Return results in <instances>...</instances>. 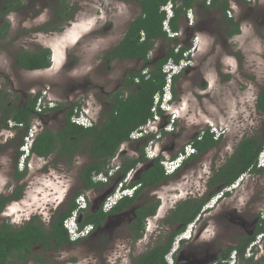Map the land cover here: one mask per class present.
<instances>
[{
	"label": "rangeland",
	"instance_id": "1",
	"mask_svg": "<svg viewBox=\"0 0 264 264\" xmlns=\"http://www.w3.org/2000/svg\"><path fill=\"white\" fill-rule=\"evenodd\" d=\"M21 1L20 8L5 15L10 28L6 38L0 41V90L9 92L12 102H24L30 94L49 86L59 103L85 102L84 107L89 109V114L94 118L98 114L100 122L102 117L98 111L108 108L107 94L117 86L120 88L123 74L143 67L141 60L107 62L102 59L104 53L121 40L129 22L139 13L138 1L70 0L78 11L62 32L35 31L48 21V5L52 0ZM227 1L228 16L241 21L239 34L229 36L231 26L226 25L218 8L205 10L195 6L192 8L195 19L191 26L186 24L185 16L180 19L182 29L175 40L187 46L197 35L199 49L191 56L193 65L189 72L185 76L182 71L175 83L176 96L173 98V109L180 116L175 130L182 133L186 141L188 136L207 126L225 130L227 134L219 145L224 158L231 154L241 138L259 135L264 128V114L258 112L255 105L259 88L264 83V0ZM171 44L172 41H157L155 49H152L153 56L163 57ZM40 46L51 48V66L38 70L19 68L14 61L16 51L37 50ZM236 53L241 54V62L234 55ZM42 119V130L56 133L64 121L63 112H45ZM19 131L22 130L4 142L0 137V194H9L14 185H23L21 198L9 202L0 212V222L7 219L10 223L20 224L34 215L45 222L53 207L58 202L66 203L79 187V168L87 160V154L82 148L78 156L67 164L53 155L42 158L32 154L22 169L26 170L24 176L17 180L15 168L21 170L17 164ZM126 149L131 151L132 148L128 146ZM164 156L170 155L165 152ZM204 172L202 166L193 173L195 192L201 193L205 188L204 181L200 179ZM256 176L264 182V172H247L242 181ZM242 181L240 190L232 195L235 202L241 204L248 200L247 189L241 187ZM144 235L135 242L130 238L128 241L117 238L116 242H122L126 249L138 253L147 250L154 241L155 235ZM77 249L67 246L57 250L51 254L47 264H71L68 258ZM261 252L264 255V251ZM250 261L247 263L264 264V256Z\"/></svg>",
	"mask_w": 264,
	"mask_h": 264
},
{
	"label": "flooded vegetation",
	"instance_id": "2",
	"mask_svg": "<svg viewBox=\"0 0 264 264\" xmlns=\"http://www.w3.org/2000/svg\"><path fill=\"white\" fill-rule=\"evenodd\" d=\"M205 3L207 4L206 1ZM201 8L205 9L202 6ZM193 17L195 19V15ZM153 50L149 54L152 64L156 62L157 58H160L153 56ZM135 60L140 61V59ZM192 65H188L182 70L185 76ZM132 70L123 74L120 80L121 85L119 84L120 87H122L127 74ZM183 73L174 81V85ZM137 81L138 79H136ZM202 84H204L203 81ZM117 89L118 86L107 95L116 92ZM9 101L12 102L11 100ZM84 104L85 102H82L80 106H85ZM100 112L98 111L99 117ZM179 118L180 116L175 120L174 126ZM99 120L98 114H96L93 125L99 124ZM167 121V118L164 119L156 132H151L136 140L128 139L123 142L115 157L110 160L111 163L100 172L107 174L112 169L111 175L107 176L104 181L100 180L98 173L92 175V181L95 185L89 188H85L86 183L80 176L82 167L91 158L89 153L85 151L87 160L79 168L78 177L80 183L75 191L76 193L78 190H83L85 207L78 211L76 219L78 222H82L87 218H91L92 221L90 223L82 226L90 225L91 229L87 235L63 247H56L54 244L52 249L42 248V245L40 247L36 246L28 256L31 257L33 253L38 251L44 260L39 263L34 261V259H30L28 264H47L53 252L67 246L78 248L75 254L68 258L71 264L76 262H79V264H137L138 259H143L144 254L154 249L157 245H168L169 243L171 247L173 246V250L170 255L171 261L170 263L166 262V264L223 263L233 251L237 259L236 264H250L240 254V247L264 225V201L261 204V201L264 200V182H261L260 180L262 179L258 176L253 177L254 179L250 178L251 181L241 180L242 189H247L248 191V200L242 204L235 202L232 196L233 194L235 196L240 190L241 182L236 188L219 194L225 188V181L220 176V170L223 168L227 158L234 153L237 145L231 154L224 158L220 154L221 147L219 145L227 134L225 130H219L215 134L209 128L210 135L208 136L205 134V129H203L200 131L201 133L195 132L188 136L186 141L184 135L175 130L174 127L171 130L162 128ZM263 130L258 135L260 138ZM210 136L212 138L211 145L206 149L199 150L196 146L198 141L208 139ZM188 144L193 146L194 152L188 155L185 154L181 164L173 172L167 173L163 167L162 160L174 158L179 153H184V148ZM128 146L132 148L131 151H127L126 147ZM149 147L153 149L151 157H147L145 154V149ZM58 151H53L42 158H49L53 155L66 164L71 162L67 161L66 156L59 155ZM79 152L77 151L73 157L76 158ZM165 152H168L170 156H164ZM126 157L139 159L128 169V171L130 170L129 175H126L128 171L125 173L121 169L123 160ZM160 165L164 170L163 176L159 173ZM202 166L205 172L200 179L204 181L205 188L199 193L193 189V173ZM252 172L260 174L251 170L248 171L249 174H252ZM249 184H251V187H249ZM21 185H14L9 194L14 193L15 189ZM127 189H131L130 195L126 194ZM91 190L92 192L88 193ZM115 190L121 194L122 198L119 197L115 201H111L108 198L112 196ZM197 194L198 197L196 196ZM73 195L68 198L66 203L58 202L45 222L41 220L46 229L50 228L52 220L57 219L61 212L68 209ZM213 198L215 199L213 200ZM202 200L204 202L198 212L195 213L197 208H191L194 206H192V201L200 202ZM30 218L24 219V222ZM12 223L15 226L22 224ZM140 226L143 234L137 238L135 237V232ZM186 229H188V234L187 237H184L183 233ZM147 233L151 236L155 235V237L152 245L145 251L135 253L134 250L126 249L122 242H116L117 238H126L127 241L130 238L135 242ZM229 250L230 252L226 256ZM261 256H264L262 252H258V257Z\"/></svg>",
	"mask_w": 264,
	"mask_h": 264
},
{
	"label": "trees",
	"instance_id": "3",
	"mask_svg": "<svg viewBox=\"0 0 264 264\" xmlns=\"http://www.w3.org/2000/svg\"><path fill=\"white\" fill-rule=\"evenodd\" d=\"M124 1V0H121ZM140 11L129 22L128 27L121 40L114 45L110 51L104 53L102 59L111 62L115 59H140L144 65L139 70H132L125 77V81L116 92L110 93L108 97V108L101 110V121L89 127H83L70 121L73 108L80 102L57 103L51 111L63 112V123L56 133L52 130H42L36 136L31 153L38 157H45L53 151L59 150V155L67 157V161L73 160L77 151L85 150L90 155V161L82 167L80 172L81 179L86 183L85 188L95 185L92 181V175L103 171L109 161L116 155L121 144L129 139L130 133L145 124L148 119L152 118V107L154 95L163 92V86L166 82V72L163 66L168 60L178 63L183 58V53L188 50L189 45L183 46L176 37L168 35L163 29L165 12L161 9L168 0H137ZM173 0V16L169 19L168 25L172 32H179L181 28L180 19L188 9L195 6L200 9L218 8L227 26H231L228 31L229 36L239 34L240 20H234L228 16L229 4L227 0ZM22 6L21 0H0V41L8 35L10 23L5 18L7 13L14 11ZM50 8V17L48 21L42 23L35 31L42 32H62L70 21H72L78 11L77 6L70 0H52L48 5ZM143 33V35H142ZM159 40L172 41L173 44L167 47L164 56L157 58L152 64L149 57L150 51L154 48ZM179 46V47H178ZM51 48L40 46L37 50L19 49L14 54V61L19 68L26 70H37L51 66ZM241 62V54H234ZM145 70L146 73H143ZM182 71L172 77V93L176 96L174 81L179 77ZM136 79L138 81L136 82ZM127 92V94H126ZM10 94L6 90H0V128L7 127L8 120L23 122L29 125L31 118L34 116V107L36 95L30 94L24 102H10ZM256 110L264 114V83L260 86L256 97ZM162 114V110L158 108ZM205 134L210 135L208 126L204 128ZM19 137L23 131H19ZM201 133V132H199ZM197 140V138H195ZM211 136L203 141H198L196 145L199 150L206 149L211 145ZM21 142L19 138L17 147ZM264 146V130L261 138L258 135L244 136L237 144L234 153L227 158L223 168L220 170V176L225 181L224 187L233 183L242 174L249 170L263 173L264 167L257 166V158ZM139 160V159H138ZM137 159L126 157L123 160L121 169L126 173ZM26 170L15 168L14 175L19 180ZM159 173L164 175V170L160 165ZM23 185L17 187L14 193L0 194V212L4 206L11 201L17 200L22 196ZM83 193L78 190L71 198L68 209L61 212L57 219L52 220L50 228L46 229L39 216H32L20 226H15L7 219L0 222V264H28L30 259L36 262H42L40 252L34 253L33 249L42 245V248L63 247L71 244V240L66 228L63 225L65 217H69L71 212L76 208V197ZM204 200L197 202L192 201L191 208H197L198 212ZM190 209V208H189ZM188 211V209H186ZM186 213V212H185ZM194 213V215H195ZM91 218L79 222L81 226L90 223ZM260 227L255 234L248 238L240 247V254L244 251L249 242L255 235L263 230ZM141 226L135 232V237H141L143 232ZM171 245L159 244L154 249L144 254L143 259H138L137 264H166L165 256L170 251ZM230 250L226 254L228 256ZM251 258L247 259V261Z\"/></svg>",
	"mask_w": 264,
	"mask_h": 264
},
{
	"label": "built area",
	"instance_id": "4",
	"mask_svg": "<svg viewBox=\"0 0 264 264\" xmlns=\"http://www.w3.org/2000/svg\"><path fill=\"white\" fill-rule=\"evenodd\" d=\"M246 1H251V0H246ZM207 4H209V0H206ZM173 5L174 2L173 0H168L164 6H162V10L165 12V19L163 21V29L167 31L168 35L171 37L177 36L180 34V32H172L169 28L168 22L169 19L173 16ZM230 14V10L227 12ZM186 22L188 25H193L194 23V17H193V12L192 9H189L186 13L185 16ZM143 35V33H142ZM179 47V46H178ZM199 49V44H198V36H194L191 39V42L189 44L188 50H186L183 53V58L178 62L175 63L171 59L166 62V64L163 66V70L166 72V82L163 86V92L162 93H156L154 95V103L152 107V112L153 116L152 118L148 119L147 122L138 128L134 129L130 135L129 139L131 140H136L140 137H143L144 135H147L151 132H156L159 130L162 122L164 119H168L166 123L162 126L163 129L166 130H171L174 127L175 120L177 119L176 114L174 112L169 113V105H168V99L171 98L172 92H171V87H172V77L174 73L180 72L183 70L185 67L188 65H191V56H193L194 51H197ZM143 73H146L145 70H143ZM34 95H36V100H35V107H34V116L31 118V121L28 126H26L23 122H15L14 120H8L7 122V127H1L0 128V136L1 140L7 141L8 139H11L15 136L18 130H22L23 133L21 134V142L19 144V155L17 159V164L19 165L20 169H23L27 163V159L31 153V148L32 144L38 135L40 131L43 129V119L42 115L45 112H50L53 110L57 103L58 100L57 98L52 94L51 89L49 86L44 87L42 90L39 92H36ZM158 108H160L163 112L160 114L158 112ZM89 114V109L85 108L84 106H75L73 108V113L70 117V121L83 126V127H89L93 126V121L94 117ZM210 130L217 134L219 130L215 127L212 126ZM148 151V155L151 157L153 155V149L151 147L146 148ZM185 152L184 153H179L176 155L174 158H165L162 160L163 167L167 173L173 172L183 161L184 155L192 154L194 152V148L191 144H188L185 146ZM264 150V146L262 151ZM262 153V152H261ZM29 160V159H28ZM264 161V158L262 159ZM112 169L109 170L107 174H102L99 173L98 176H100V180L104 181L107 176L111 175ZM130 174V170L126 175ZM242 174L240 177H238L233 183L230 185L226 186L222 191H220L219 194H221L224 191L231 190L233 188H236L237 185L240 183V181L243 178ZM126 194L130 195L131 194V189L126 190ZM121 197V194L115 190L112 193V196H110L108 199L111 201H115L117 198ZM215 198H213L214 200ZM211 200V202H213ZM210 202V203H211ZM76 208L71 212L70 218L74 217L77 215L78 211L80 209H83L85 207V200H84V195L80 194L76 197ZM263 223H264V216H263ZM264 226V225H263ZM90 225H86L80 229L79 232L70 229V239L71 240H76L79 237L87 235V233L90 230ZM188 234V229L185 230L183 233L184 237H187ZM264 238V228L261 232L257 233L255 237L249 242L247 245L243 257L245 259L253 258V259H260L258 257V252L264 251V243L262 242ZM173 250V246L171 247L170 251L167 253L165 256V259L167 263H170L171 261V251ZM252 259V260H253ZM224 264H236L237 259L235 252L233 251L230 256L223 261ZM223 263H216V264H223Z\"/></svg>",
	"mask_w": 264,
	"mask_h": 264
},
{
	"label": "clouds",
	"instance_id": "5",
	"mask_svg": "<svg viewBox=\"0 0 264 264\" xmlns=\"http://www.w3.org/2000/svg\"><path fill=\"white\" fill-rule=\"evenodd\" d=\"M248 2V1H247ZM250 2V1H249ZM189 10V9H188ZM187 10V11H188ZM187 11L185 12V14H184V16H186V13H187ZM185 21H186V19H185ZM186 24H187V22H186ZM175 37V36H174ZM182 71V70H181ZM180 71V72H181ZM177 73H179V72H177ZM177 73H174L173 74V76L175 75V74H177ZM171 92H172V90H171ZM173 93H172V95H171V98L170 99H168V105H169V111L170 112H174L175 114H177L176 113V111L173 109ZM92 111V110H91ZM87 115H90V114H87ZM177 117V116H176ZM179 117V116H178ZM177 117V118H178ZM1 137V136H0ZM148 151L149 150H147V149H145V154H146V156L147 157H150L149 155H148ZM262 152V153H261ZM33 153H30V155H32ZM29 155V156H30ZM33 155H35V154H33ZM264 158V150L262 151H260V153H259V155H258V158H257V165L259 166V167H264V161H262V159ZM28 159H29V157H28ZM24 169V168H23ZM22 170V169H21ZM122 198V197H121ZM76 201V200H75ZM76 206H77V204H76ZM84 209V208H83ZM80 210H82V209H80ZM77 217L76 216H74V217H72V218H70V216L69 217H67L65 220H64V222H63V225H64V227L66 228V230H67V233H68V235H69V237H70V229H73V230H75V231H77V232H79L80 231V229L82 228V226L79 224V222L77 221V219H76ZM264 227V226H263ZM80 238V237H79Z\"/></svg>",
	"mask_w": 264,
	"mask_h": 264
},
{
	"label": "crops",
	"instance_id": "6",
	"mask_svg": "<svg viewBox=\"0 0 264 264\" xmlns=\"http://www.w3.org/2000/svg\"><path fill=\"white\" fill-rule=\"evenodd\" d=\"M181 27H182V26H181ZM181 29H182V28H180V31H181ZM240 30H241V29H240ZM180 31H179V32H180ZM178 35H179V34H178ZM178 35H177V36H178ZM175 37H176V36H175ZM60 59H61V54H60V57H59V61H60ZM48 68H49V67H48ZM48 68H46V69H48ZM44 69H45V68H44ZM37 70H38V69H37ZM58 103H59V102H58ZM176 116L178 117L179 115L176 114Z\"/></svg>",
	"mask_w": 264,
	"mask_h": 264
},
{
	"label": "bare ground",
	"instance_id": "7",
	"mask_svg": "<svg viewBox=\"0 0 264 264\" xmlns=\"http://www.w3.org/2000/svg\"><path fill=\"white\" fill-rule=\"evenodd\" d=\"M57 57L55 56V59H56ZM54 61H57V60H54ZM164 205V204H163Z\"/></svg>",
	"mask_w": 264,
	"mask_h": 264
},
{
	"label": "water",
	"instance_id": "8",
	"mask_svg": "<svg viewBox=\"0 0 264 264\" xmlns=\"http://www.w3.org/2000/svg\"><path fill=\"white\" fill-rule=\"evenodd\" d=\"M51 60H52V58H51Z\"/></svg>",
	"mask_w": 264,
	"mask_h": 264
}]
</instances>
